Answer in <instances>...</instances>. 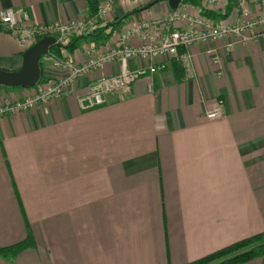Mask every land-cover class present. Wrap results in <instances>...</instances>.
Here are the masks:
<instances>
[{
	"label": "crops",
	"instance_id": "0c3cea01",
	"mask_svg": "<svg viewBox=\"0 0 264 264\" xmlns=\"http://www.w3.org/2000/svg\"><path fill=\"white\" fill-rule=\"evenodd\" d=\"M9 7L37 23L88 14L86 0H0V10ZM169 8L115 0L100 24L136 12L105 42L63 54L81 62L84 46L105 48ZM242 8L263 13L264 2L217 0L208 9L232 22ZM245 36L231 50L223 39L179 49L180 80L169 60L90 110L76 102L89 89L84 76L65 100L1 116L0 247L28 228L34 243L0 264H183L264 230V23ZM29 44L0 31V68L18 69ZM40 61L46 78L60 75L49 55ZM29 91L0 85V103ZM216 101L224 115L208 121ZM246 264H264V255Z\"/></svg>",
	"mask_w": 264,
	"mask_h": 264
},
{
	"label": "built area",
	"instance_id": "2783aa9c",
	"mask_svg": "<svg viewBox=\"0 0 264 264\" xmlns=\"http://www.w3.org/2000/svg\"><path fill=\"white\" fill-rule=\"evenodd\" d=\"M115 0L98 10L94 18L85 20L74 18L67 21L37 23L24 7L4 8L0 10V31L16 37L22 43L33 44L38 37L53 36L54 45L65 44L73 35H80L103 20L105 8ZM202 7L209 8L217 0H199ZM248 0H239L242 5ZM264 2V0H262ZM264 23V12L254 14L248 8H242L236 21H218L200 13L199 8L182 0L176 8H169L161 17L132 23L124 31L113 37L105 48L84 46L83 60L77 62L69 55L50 56V66L60 75L46 82L37 83L22 98L0 103V117L18 112H27L49 102H59L68 98L75 83L81 77H88V92L77 96L76 102L81 110H90L103 105L107 96L130 91L132 83L144 76H153L163 70L166 61L179 57L178 50L192 44L223 39L226 50L245 42V33ZM183 65L187 66V55H182ZM130 61L136 62L131 67ZM214 62H218L215 58ZM115 66L111 72L109 66ZM220 74V72L218 73ZM149 89H151L149 85ZM224 115L223 104L216 101L204 111L208 121L220 119Z\"/></svg>",
	"mask_w": 264,
	"mask_h": 264
},
{
	"label": "trees",
	"instance_id": "16d2710c",
	"mask_svg": "<svg viewBox=\"0 0 264 264\" xmlns=\"http://www.w3.org/2000/svg\"><path fill=\"white\" fill-rule=\"evenodd\" d=\"M86 1L88 14L85 20H89L97 15L100 6L98 0ZM182 1L196 6L197 8H199L200 13L207 17H211L213 19H220V17L214 11L202 7L199 0ZM136 10L137 9H134L133 11H130L123 16L115 17L112 21H107L102 24H96L80 35H73L65 44L51 46L46 55H54L55 57H61L63 51L73 52L82 44L89 42L103 43L110 38L113 32L121 25L122 21L129 15L135 13ZM40 38L41 37H38L36 41ZM46 55H43L41 58ZM39 64L41 72L37 83L46 82L49 79L44 76L41 61ZM171 65L173 72L176 74L177 80H180V76H178L177 72V69H182L180 63L175 59H172ZM33 243V236L31 234L30 229L28 228V233L25 239L8 246L0 247V256L13 260L19 252L29 246H32ZM262 255H264V230L252 234L250 236L235 240L197 259L191 260L183 264H246L248 261L260 257Z\"/></svg>",
	"mask_w": 264,
	"mask_h": 264
},
{
	"label": "water",
	"instance_id": "95a60500",
	"mask_svg": "<svg viewBox=\"0 0 264 264\" xmlns=\"http://www.w3.org/2000/svg\"><path fill=\"white\" fill-rule=\"evenodd\" d=\"M170 8H176L181 0H167ZM55 44L53 36H44L22 53V64L16 70L0 68V85L7 87H34L40 77V58Z\"/></svg>",
	"mask_w": 264,
	"mask_h": 264
},
{
	"label": "rangeland",
	"instance_id": "374dc122",
	"mask_svg": "<svg viewBox=\"0 0 264 264\" xmlns=\"http://www.w3.org/2000/svg\"><path fill=\"white\" fill-rule=\"evenodd\" d=\"M29 45H30V44H29ZM29 45H28V46H29ZM28 46H27V47H28Z\"/></svg>",
	"mask_w": 264,
	"mask_h": 264
}]
</instances>
